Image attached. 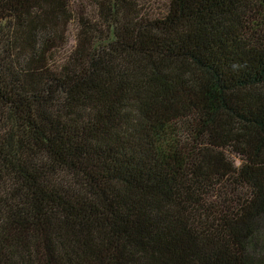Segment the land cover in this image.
<instances>
[{
    "label": "trees",
    "instance_id": "obj_1",
    "mask_svg": "<svg viewBox=\"0 0 264 264\" xmlns=\"http://www.w3.org/2000/svg\"><path fill=\"white\" fill-rule=\"evenodd\" d=\"M81 3L0 0V264H264V0Z\"/></svg>",
    "mask_w": 264,
    "mask_h": 264
},
{
    "label": "rangeland",
    "instance_id": "obj_2",
    "mask_svg": "<svg viewBox=\"0 0 264 264\" xmlns=\"http://www.w3.org/2000/svg\"><path fill=\"white\" fill-rule=\"evenodd\" d=\"M83 0H72V2L74 3V8L75 9H79L82 7V5H84L83 3H81ZM144 2H147L151 5H155L156 8L162 6L164 0H144ZM76 25H71L70 26V45H74L75 43V32H76Z\"/></svg>",
    "mask_w": 264,
    "mask_h": 264
}]
</instances>
